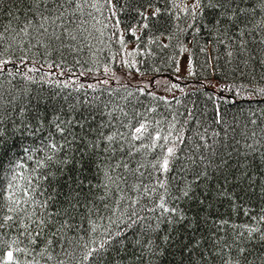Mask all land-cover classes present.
I'll return each mask as SVG.
<instances>
[{
  "label": "trees",
  "instance_id": "trees-1",
  "mask_svg": "<svg viewBox=\"0 0 264 264\" xmlns=\"http://www.w3.org/2000/svg\"><path fill=\"white\" fill-rule=\"evenodd\" d=\"M82 3L70 26L77 37L75 41L65 37L61 45L33 31L32 37H23L22 44L20 37L13 43L14 34H5L4 58L13 63L5 66L7 71L0 72V109L9 133V117L19 122L21 109L32 123L35 121L31 117L39 113L42 131L26 140L21 138L20 142L33 149V156L42 157L50 140L64 142L57 129V118L71 139L72 133L79 135L81 130L66 122L79 119L88 110L96 114L93 126L103 132L127 133L131 129L124 125L138 121L165 135L171 130V138L179 137V140L178 159L167 173L169 189L178 192L207 168L208 176L200 180L195 195L211 201V216L218 227L209 228L201 220L197 231H188L183 224H178L170 232L169 225L157 219L158 213L151 208L163 189L157 188L155 193L145 196L143 188L138 192L134 187L141 184L149 189L156 187L157 174L152 164L161 150L153 151L151 141H145L149 147H140L138 151L133 148V157L124 156L121 151L111 159H106L104 153L92 157L91 161L85 157L83 166L69 165L71 171L65 172L58 181L51 176L39 177L38 173L29 175L34 164L18 148L14 160L23 164V170L17 167V175H13V165L6 160L0 162V223L7 215L23 220L12 200H33L34 203L20 207L28 213L46 214L48 223L41 239L58 240L54 250L49 248V253L67 260L63 247L71 250L76 242L84 243L91 235L99 240L106 229L115 231L111 221H126L134 207L138 215L133 219L138 223L126 229L127 239L106 254L104 264H221L219 257L201 260V253L214 247H223L227 253L228 245L234 257H239L238 246L249 250L245 253L247 260L241 258V264H262L264 241L260 233H256L255 239H248L245 231L250 227L264 230V160L261 158L264 154V92L261 91L264 90V63H261L264 44L259 43L264 38V28L253 27L264 21L259 0H248L242 5L255 9L254 18H249L252 31L245 35H238V29L226 23L217 27L214 21L218 13L206 7L207 0H201V7H194L196 0H87L86 3L82 0ZM15 4L16 0L0 2V25L8 24L9 12L15 11ZM22 26L23 20L12 24L14 29ZM242 43L246 50L242 51ZM182 55L188 56V78L177 76ZM109 111L116 120L108 115ZM109 121L112 127L100 128ZM97 134L91 133L89 138ZM132 143L125 140L123 147L127 149ZM116 147L120 148L121 143ZM122 161L128 162L132 172L121 165L112 174L126 178L127 184L120 182L124 193L113 186L104 202L98 197L95 199L99 211L92 219L98 231L95 234L84 231L89 228V221L77 215L75 223L81 225L80 229L68 232L62 239L59 235L54 237L52 233L59 227L58 221L63 219L62 212L67 207V176L81 174L93 178L97 163L103 169L108 165L115 168ZM160 179H165L163 174ZM30 180L33 190L29 197H23ZM218 192H227L231 198L218 197ZM121 195L125 198L120 199ZM50 196L54 198L49 200ZM137 198L139 203L130 207L131 201ZM176 203L189 216L203 215L198 199ZM9 208L14 211L10 212ZM158 224L159 231H152ZM0 231L8 243L17 237L24 240L19 235V224ZM165 234L172 236L168 243L163 241ZM149 238L153 240L150 248L157 250L155 254L149 247L137 243ZM195 240L200 244L191 253L184 250V243ZM43 246L34 252L39 264H46L45 258L38 255ZM21 247L31 246L22 244ZM7 250L5 244L4 251ZM24 261L21 254L20 264Z\"/></svg>",
  "mask_w": 264,
  "mask_h": 264
},
{
  "label": "snow or ice",
  "instance_id": "snow-or-ice-1",
  "mask_svg": "<svg viewBox=\"0 0 264 264\" xmlns=\"http://www.w3.org/2000/svg\"><path fill=\"white\" fill-rule=\"evenodd\" d=\"M2 2V0H0ZM84 3L87 0H83ZM248 0H207L206 7L215 10L218 15L215 18L214 24L219 27L222 24H228L238 29V35L250 34L252 29L249 28L251 23L250 17L254 18L255 9L249 10L246 5ZM83 7L82 0H16L14 5L15 11L9 12V22L7 25H0L3 30L0 31V72L7 71L6 65L13 63L5 57L7 49L4 48V42L6 40V33H13V43H15L16 37H32L33 31L39 34V36L46 38L47 40L59 41L61 45H64L65 37L71 41H75L77 37L73 35V29L70 27L74 24V17L76 12L81 10ZM194 7H201V0H196ZM259 7L264 10V0H259ZM20 13H24L23 16ZM2 15V12H0ZM20 20H23V26L13 28V22L19 24ZM35 26V27H34ZM254 28H264V21L259 24H255ZM58 30V31H57ZM22 34V35H21ZM40 40H37L39 43ZM260 44H264V38L259 41ZM66 46V45H65ZM12 47V44H9ZM20 47V45H17ZM241 49H245V43L241 44ZM23 51V47H20ZM231 55V53H229ZM23 62V60H22ZM264 63V60H261ZM32 69H29L31 71ZM175 87V85H174ZM264 92V90H261ZM108 115L112 120H116L117 117L112 114L111 111ZM11 121V133L9 128L5 126V117L2 109H0V162L5 160L10 165H13V175H17L15 169L19 167L23 170V164H18L14 160V154L18 148H22L24 153H27V159L31 160L34 167L29 169V175L32 173H38L39 177L47 178L52 177L53 180H59L65 172H70L69 165L75 167L80 164L83 166L84 158L87 157L91 161L92 157L99 155L100 153L105 154L106 159H111L114 154L121 151L124 156L133 157L135 152L140 147H149L145 141H151V149L154 151L159 148L160 153L155 156L152 168L156 172V187L149 189V186L141 184L140 186H134L135 190L139 192L140 188H143V194L149 196L151 193H155L157 188L163 189V192L159 194L153 201L151 211L158 213L157 219L162 223L169 225L170 232L178 225L183 224L188 231L194 232L200 228V221L203 220L204 225L212 227H218L216 221L211 216L212 203L206 201L204 197L197 198L195 190L199 186V182L202 178L206 179L208 176L207 168L203 172L197 173L194 179L182 188L178 189V192H171L167 183V173L172 170L171 166L178 159L177 156V143L179 137L173 140L172 131L169 130L168 134H162L159 130H152L148 123L144 121H138L136 124H125V127L131 129L130 132L115 131V132H103L95 128L94 121L96 120V114L88 110L81 113L79 119L68 120L66 123L69 125H75L81 130V134L72 133V138L69 139L68 135L65 134V129L61 127V123L57 122V129L61 134L63 143H57L54 140H50L45 146V153L42 157H35L32 155L33 149L25 146L21 141V138L28 139L29 136H34L36 132L42 131L40 126V115L39 113L31 117L32 123L29 120L26 112L21 109L19 122L17 119L9 117ZM111 121L107 124H101L100 128L112 127ZM175 126L173 125V128ZM98 133L94 138H89L91 133ZM132 141L131 147L125 149L123 147V141ZM121 143V147L117 148L116 144ZM136 142H139L137 144ZM35 143V140L32 141ZM249 148L252 145H248ZM38 151V150H37ZM79 154V159H77ZM262 160H264V154H262ZM121 165L129 172L132 169L129 168L127 161L117 163L116 167L113 168L111 165L102 169V166L97 163L96 173L93 178H86L81 174L75 176L69 174L65 180L68 187V195L65 198L67 207L63 209V219L58 221L59 227L52 235H57L62 239L63 236L67 235L68 232L75 231L81 228V225L75 223V217L77 215L85 217L89 221V228L84 231L90 234H95L98 229L95 224V220L92 219V215L99 211V207L95 203V199L98 197L102 202L108 198V193L112 192L113 186L118 189L121 193H124V189L120 188V182L123 181L127 184V180L122 175H113ZM2 166V163H0ZM143 167V165H141ZM136 171H139L137 169ZM163 174L165 179H160V175ZM143 175V173H141ZM102 176V179H96V177ZM33 179H37L34 177ZM103 191H100V189ZM32 181H28L27 190L23 192V197H29L32 191ZM115 195V193H113ZM207 196V192L205 193ZM218 197H229L227 192H218ZM54 197H48L53 199ZM125 197L121 195L120 199ZM11 199V197H10ZM203 210V215L199 213L197 215L189 216L188 212L181 208L180 202H191L197 200ZM47 201L41 202V207H44ZM12 203L16 205V210L23 216V220H17L14 215H7L4 217L3 222L0 223V230L4 227H14L16 224L20 225L19 235L24 236V240H20L19 237L12 240L11 243L3 240L4 233L0 231V264H20L21 254L25 257L24 264H39V260L35 258L34 252L42 258H45L46 264L49 261H55V264H104L106 254L118 244H123L127 239L126 229L131 228L133 225L138 223L137 210L133 207L128 213L126 221L114 220L111 223L115 226V231L112 228L106 229L101 235L99 240L91 235L90 238L84 242H76L74 247L69 250L67 247H63L62 251L68 257L67 260L61 259L60 256L49 253V248H53L58 240L47 239L42 240L44 236V228L47 226V219L45 215H39L35 211L28 213L26 208H21V204L34 203L30 199L17 198L12 200ZM119 203V201H117ZM139 199L131 201L129 205L138 204ZM89 204L92 206L89 207ZM105 207L108 205L105 203ZM82 209V210H81ZM9 211H14L13 208H9ZM57 215H60L58 213ZM115 215V212H113ZM111 220V218H109ZM143 219V218H139ZM12 223L9 224L8 222ZM211 222V223H209ZM35 226V228H33ZM151 228V226H149ZM152 231H159V224L155 228H151ZM248 239H255L256 233H260V239L264 241V230L259 228L250 227L246 228ZM243 235V234H241ZM79 240V238H78ZM172 240L170 234H165L163 237L164 243H168ZM138 244H142L145 247H149V250L155 254L157 250L151 249L150 246L153 244V240L149 238L145 241H137ZM7 244V251H4V245ZM22 244L30 245L31 247H21ZM200 244L199 240H195L191 243H184L182 247L184 250L191 253L195 247ZM228 251L225 253L223 247H214L211 251L205 250L201 253V260L207 259L211 261L213 257H219L221 264H241V258L247 260L245 253L249 250L246 247L238 246L237 252L239 257L232 255L231 245H228ZM79 253V255H77ZM30 258V259H29ZM264 264V260H262Z\"/></svg>",
  "mask_w": 264,
  "mask_h": 264
},
{
  "label": "rangeland",
  "instance_id": "rangeland-1",
  "mask_svg": "<svg viewBox=\"0 0 264 264\" xmlns=\"http://www.w3.org/2000/svg\"><path fill=\"white\" fill-rule=\"evenodd\" d=\"M179 69L177 72V76L179 78H188L190 77V65L188 62V56L187 55H182L181 61L179 62Z\"/></svg>",
  "mask_w": 264,
  "mask_h": 264
}]
</instances>
